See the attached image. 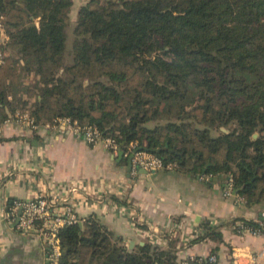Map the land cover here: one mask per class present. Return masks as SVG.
Returning a JSON list of instances; mask_svg holds the SVG:
<instances>
[{
	"label": "trees",
	"instance_id": "1",
	"mask_svg": "<svg viewBox=\"0 0 264 264\" xmlns=\"http://www.w3.org/2000/svg\"><path fill=\"white\" fill-rule=\"evenodd\" d=\"M72 6L0 0V128L24 91L38 125L70 117L264 199V0H86L66 63ZM31 73L38 84L25 86ZM81 224L58 229L57 264H182L172 247H129L95 215ZM206 239L222 241L220 226L195 241Z\"/></svg>",
	"mask_w": 264,
	"mask_h": 264
},
{
	"label": "crops",
	"instance_id": "2",
	"mask_svg": "<svg viewBox=\"0 0 264 264\" xmlns=\"http://www.w3.org/2000/svg\"><path fill=\"white\" fill-rule=\"evenodd\" d=\"M75 4L73 0L70 15ZM1 36L8 40L4 31ZM27 83L24 77L22 84ZM14 98L21 110L26 93L20 91ZM0 138V264H49V224L66 219L67 204L79 219L97 216L131 248L150 241L176 249L181 260L215 251L220 264H264V234L236 228L243 219L260 216L264 199L236 203L224 196L223 177L206 180L179 165L132 173L130 160L120 157V151H108L101 143L90 145L62 127L33 130L13 123L2 125ZM70 181H86V186L82 194L59 202L51 221L40 220L36 229L21 230L4 219L1 211L9 203L43 193L61 196ZM20 211L16 210L17 218ZM208 225L220 226L222 241H195Z\"/></svg>",
	"mask_w": 264,
	"mask_h": 264
},
{
	"label": "built area",
	"instance_id": "3",
	"mask_svg": "<svg viewBox=\"0 0 264 264\" xmlns=\"http://www.w3.org/2000/svg\"><path fill=\"white\" fill-rule=\"evenodd\" d=\"M1 28V24H0ZM3 31V29H1ZM4 54L0 52V64L3 63ZM19 124L25 128H31L38 130L41 126L46 128H60L62 127L68 133L81 137L90 145L103 144V146L111 152L117 153L121 149V145L115 137L104 136L99 128L94 125L81 126L77 121H73L70 117H59L53 122H47L43 125H38L35 118L31 115L30 111L17 110L10 118H8L3 125ZM1 131V128H0ZM139 146L138 142H132L127 146H123L124 157L130 160L131 172L136 173L139 169L146 171H157L161 169H175L178 164L176 162L165 163L164 160L157 156L150 150ZM211 175H201V178L209 180ZM86 186V181H70L63 185L61 196L58 193L49 194L43 193L31 198L29 200L21 201L16 200L11 207H4L2 209V215L5 220L16 223L17 228L21 230L36 229L40 220L45 222L51 221L52 213L55 212L56 206L59 202H68L70 197L76 194H82L81 189ZM64 190V191H63ZM59 192V191H58ZM59 192V194H60ZM224 196L233 198L236 203H245V198L237 193L235 189V178L233 175H226L223 182ZM61 199V200H60ZM20 209L21 214L17 218L16 210ZM74 210L71 205L67 204L66 213L68 216L66 219H58L56 223L51 222L52 236L50 239V250L48 254L49 264H57L59 257L61 256L60 240L57 237V231L65 224L82 223L83 219L77 218L74 215ZM135 219H133L134 221ZM257 226H250L247 223L240 221L236 224V228L240 232H250L253 234H264V209L259 217L254 219ZM204 258L208 260L210 264H220L218 255L215 253L209 254L207 257H190L182 260V264H191L193 262H201Z\"/></svg>",
	"mask_w": 264,
	"mask_h": 264
},
{
	"label": "rangeland",
	"instance_id": "4",
	"mask_svg": "<svg viewBox=\"0 0 264 264\" xmlns=\"http://www.w3.org/2000/svg\"><path fill=\"white\" fill-rule=\"evenodd\" d=\"M85 1L86 0H82L81 3H79L80 1H77L75 0L76 2V6L73 8L72 10V15H71V24L70 26L68 27V41H67V50H66V53H65V61L66 63H71L72 62V55H70L71 51H72V48H73V40H74V33H73V30L75 28V24H76V19H77V13H78V7L83 4H85ZM26 81L29 82L27 83V85H37L38 84V77L36 74H33V76H30V77H25ZM40 85V84H39ZM24 92V91H23ZM34 101H32L33 103ZM32 103L31 104H28V108H25V107H22L21 105V109L22 110H27V111H30L31 109V106H32ZM20 104H22V102H20ZM157 124V122H150L148 123V126L149 127H154L155 125ZM234 127L231 126L229 127V129H233ZM212 136H218L219 135V132L218 131H215L213 130L211 132Z\"/></svg>",
	"mask_w": 264,
	"mask_h": 264
},
{
	"label": "water",
	"instance_id": "5",
	"mask_svg": "<svg viewBox=\"0 0 264 264\" xmlns=\"http://www.w3.org/2000/svg\"><path fill=\"white\" fill-rule=\"evenodd\" d=\"M125 144L123 143L122 145H121V149H120V157H122L123 155H124V150L122 149V147L124 146ZM144 149H146V150H149L148 148H146V147H143ZM162 150V148H159V149H157V151L158 152H160ZM170 152H176V150L175 149H170ZM177 153V152H176ZM144 172H147L146 170H144ZM21 214V211L19 212V215ZM80 225H82L81 223H80Z\"/></svg>",
	"mask_w": 264,
	"mask_h": 264
}]
</instances>
